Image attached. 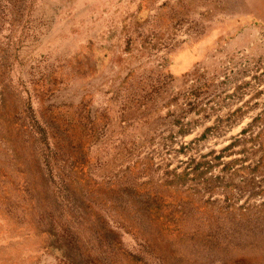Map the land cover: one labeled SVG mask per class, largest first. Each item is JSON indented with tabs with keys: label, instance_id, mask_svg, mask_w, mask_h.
<instances>
[{
	"label": "rangeland",
	"instance_id": "1",
	"mask_svg": "<svg viewBox=\"0 0 264 264\" xmlns=\"http://www.w3.org/2000/svg\"><path fill=\"white\" fill-rule=\"evenodd\" d=\"M0 264H264V0H0Z\"/></svg>",
	"mask_w": 264,
	"mask_h": 264
}]
</instances>
